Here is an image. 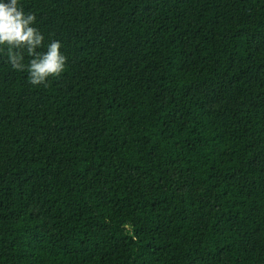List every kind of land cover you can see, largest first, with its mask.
Returning a JSON list of instances; mask_svg holds the SVG:
<instances>
[{
    "label": "trees",
    "instance_id": "1",
    "mask_svg": "<svg viewBox=\"0 0 264 264\" xmlns=\"http://www.w3.org/2000/svg\"><path fill=\"white\" fill-rule=\"evenodd\" d=\"M19 4L67 62L0 52V264H264V0Z\"/></svg>",
    "mask_w": 264,
    "mask_h": 264
},
{
    "label": "clouds",
    "instance_id": "2",
    "mask_svg": "<svg viewBox=\"0 0 264 264\" xmlns=\"http://www.w3.org/2000/svg\"><path fill=\"white\" fill-rule=\"evenodd\" d=\"M35 22L36 16L25 13L19 0H0V52H6L12 69L27 71L31 85L47 87L50 78L59 79L65 72L67 58L59 41L53 40L46 51H39L44 36ZM25 52L31 57L27 65L23 62Z\"/></svg>",
    "mask_w": 264,
    "mask_h": 264
}]
</instances>
